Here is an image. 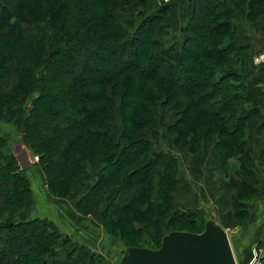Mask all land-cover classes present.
<instances>
[{
	"label": "trees",
	"instance_id": "obj_1",
	"mask_svg": "<svg viewBox=\"0 0 264 264\" xmlns=\"http://www.w3.org/2000/svg\"><path fill=\"white\" fill-rule=\"evenodd\" d=\"M153 2L139 0L144 10L130 32L111 13L113 0H0V117L30 98L23 143L39 157L54 198L71 197L90 166L100 169L76 208L84 216L101 213L107 234L126 248L159 249L170 232L205 229L196 213L174 210L180 160L156 151L146 134L155 124L157 102L175 110L167 134L177 149L189 146L194 155L206 133L216 134L214 157L234 191L239 222L249 216L256 189L236 179L229 163L238 160L237 174L251 181L249 135L264 123V110L247 105L244 75L228 71L242 51L235 12L245 6L252 22L264 17V0H187L192 16L186 37L169 47L158 34L173 4L153 10ZM48 49L52 54L42 68ZM117 107L119 142L107 128ZM11 148V135L0 131V264H56L61 233L41 218L13 221L32 203L33 191Z\"/></svg>",
	"mask_w": 264,
	"mask_h": 264
},
{
	"label": "rangeland",
	"instance_id": "obj_2",
	"mask_svg": "<svg viewBox=\"0 0 264 264\" xmlns=\"http://www.w3.org/2000/svg\"><path fill=\"white\" fill-rule=\"evenodd\" d=\"M153 1L154 4L150 5V9L153 10H156V7L162 5L173 4L171 13L165 17L158 35L159 39L162 40L167 47L173 44L180 45L184 37H186L184 28L192 16V10L189 3L187 0ZM138 2L139 0H132L130 6L123 7L120 5V0H113L111 5V13L117 18L118 22L122 23L130 32H133V27H136L140 23L141 17H139V13L144 10L142 5ZM100 15H103V13ZM246 15V7L242 6L239 8L234 14L235 25L237 22L236 18H239L241 22H247ZM252 22L255 23V27L259 28H254V31L257 32V34L262 33V30L264 31V17L258 18ZM133 24H135V26L131 27ZM249 31H251V29H249ZM258 36H261L262 40L255 41V43L259 42L258 50L253 53V60L255 63L249 61L250 65H248L247 62L244 68H241L242 71H237L244 75V82L246 83L247 76H254L256 73L260 74L264 69V58L262 59V56H264V34ZM244 42L247 43V40L245 39ZM238 46L242 48V51L239 53H242L246 48L244 47L245 45L241 46L238 44ZM51 54V50L48 49L46 51V59L43 62L42 68H45L48 65ZM231 64L228 67V71H232L230 70ZM260 89L262 91L261 93L250 94V99L247 101V105L259 107L264 110V88ZM155 94L158 93L155 92ZM161 95L158 96L160 97ZM29 99L28 96L21 98L19 104L11 112L0 117V131L11 135L12 145L17 142H26L23 135V125ZM259 101H262L261 104L263 107L259 105ZM162 105V101L160 100L153 106L156 121L155 124L146 131V134L153 142L156 151H164L173 154L180 160V184L175 194V212L188 213L192 211L197 214L198 221L203 225L210 218L218 221L229 236L237 264H249L252 258V251L255 248H264V239L258 240L251 236L253 234V229L256 227L254 210L257 206L255 205L256 203L257 205L258 203H262L264 200V144L256 145L257 147L255 146V148L252 147V162L249 165L253 172V178L251 181L249 177L244 176V178H242L237 174V171H239L238 160H231L229 163V171L236 179H243L244 181L252 182V185L256 189L255 197L248 201L249 216L247 219H243L242 222H239L237 218L233 216L232 195L234 191L227 186V182H225L223 177L224 172L214 157L217 142L216 134L209 135L206 133L208 136L202 140L200 148L197 149V152L194 155L189 153V146L177 149L174 147V138L167 134L168 126L173 124L176 120L175 110L173 106L166 107ZM198 120L199 118H194L193 122L196 123ZM68 123L69 124L64 123L62 128L66 129L67 125L71 126L73 124L71 121ZM107 128H111L114 131L115 140L116 142H119L123 130V123L118 107L113 119L107 124ZM205 128L206 127L204 126L203 129H200L202 134L206 132ZM257 135L264 139V130L257 132ZM4 151L7 155L6 160L9 161V155L11 153L10 149L6 148ZM58 153L61 155L63 154V151L59 150ZM33 155L36 159V164L24 171V176L30 180L33 191V201L30 204L35 205L33 206L34 208L36 207L35 214L31 218L50 217L52 219L53 217L49 213L48 200L44 191L49 194L51 198H54V196L50 194L45 174L38 166L39 157L34 151ZM91 167L92 166L88 168L86 175L81 177L78 183L81 181V184H83L90 181L95 182L97 180L100 169H98V167ZM260 208V210H262V207ZM167 220L168 218L166 219V222H168ZM174 228L183 230L191 229L181 226H176ZM154 231L153 228L147 229L149 235H154ZM105 234L109 238L110 246L118 245L117 247H122L125 245V242L121 239L111 238L106 230Z\"/></svg>",
	"mask_w": 264,
	"mask_h": 264
},
{
	"label": "crops",
	"instance_id": "obj_3",
	"mask_svg": "<svg viewBox=\"0 0 264 264\" xmlns=\"http://www.w3.org/2000/svg\"><path fill=\"white\" fill-rule=\"evenodd\" d=\"M229 6H232V4H229ZM236 20L239 35L237 43L241 46L245 45L244 47L246 48L242 53L235 54L230 70L242 71L241 68H244L247 62L248 65H250L251 61L254 62L253 53L259 48V42L255 43V41L262 40L261 36L258 35L264 34V31L262 30V33L257 34L254 28H259L254 26V22H241L239 18H236ZM245 39L247 43L244 42ZM246 81L249 94L261 93L260 88H264V69L260 74L256 73L254 76H247ZM261 103L262 101H259V105L263 107ZM263 130L264 123L250 133L249 146L251 149L252 147L255 148L256 145L264 144V139L257 135V132ZM79 180L75 184L72 197L69 198H51L44 191L48 200L49 213L53 218L47 217L41 219L46 221L52 229L59 231L63 237V244L57 247L53 253L56 264H118L119 251L117 248L119 247H117L118 245L110 246L109 238L105 234L101 213L84 216L77 211L76 205L78 200L85 195L94 183L90 181L81 184V181L78 183ZM33 206L35 205H27L13 221L33 219L31 217L35 214L36 210V207L34 208ZM255 206H257L254 210L256 227L253 229L251 236L254 239L262 240L264 239V200L262 203H258V205L256 203ZM260 207H262V210H260ZM2 224L5 223H0V225Z\"/></svg>",
	"mask_w": 264,
	"mask_h": 264
},
{
	"label": "water",
	"instance_id": "obj_4",
	"mask_svg": "<svg viewBox=\"0 0 264 264\" xmlns=\"http://www.w3.org/2000/svg\"><path fill=\"white\" fill-rule=\"evenodd\" d=\"M12 155L21 171L36 164L27 145H12ZM118 264H237L227 232L215 219L205 223L202 233L173 231L159 249L119 247Z\"/></svg>",
	"mask_w": 264,
	"mask_h": 264
},
{
	"label": "built area",
	"instance_id": "obj_5",
	"mask_svg": "<svg viewBox=\"0 0 264 264\" xmlns=\"http://www.w3.org/2000/svg\"><path fill=\"white\" fill-rule=\"evenodd\" d=\"M264 56H262V59ZM249 264H264V248H255Z\"/></svg>",
	"mask_w": 264,
	"mask_h": 264
}]
</instances>
